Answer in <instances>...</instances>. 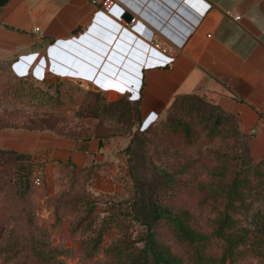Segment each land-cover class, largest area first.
Here are the masks:
<instances>
[{"label":"crops","instance_id":"crops-1","mask_svg":"<svg viewBox=\"0 0 264 264\" xmlns=\"http://www.w3.org/2000/svg\"><path fill=\"white\" fill-rule=\"evenodd\" d=\"M100 1L0 0V63L19 77L52 75L125 94L142 104L144 123L176 96L204 95L237 118L258 159L264 154V0H115L113 12L98 10ZM127 144L0 129V149L18 154L17 169L49 187L55 163L70 161L93 169L97 194L123 190Z\"/></svg>","mask_w":264,"mask_h":264},{"label":"rangeland","instance_id":"rangeland-1","mask_svg":"<svg viewBox=\"0 0 264 264\" xmlns=\"http://www.w3.org/2000/svg\"><path fill=\"white\" fill-rule=\"evenodd\" d=\"M29 79L43 94L34 87L16 83L8 66L0 63V127H53L76 136L100 133L106 137H123L131 147L133 173L121 192L97 194L91 189L89 176L71 172L54 177L49 187L41 183L26 185L28 171L0 158V247L12 235H22L15 246L23 248L7 259L0 255V264H54L55 261L106 264L110 246L142 236L145 226L134 216H149L150 201L185 209L195 226L208 230L216 207L212 197L200 191L199 182L207 181L210 170L219 164L228 166L227 177L231 170L239 168V154L245 149V140L232 126L225 125L219 134L209 135L194 113L183 112L182 108L191 107L192 102L183 101L181 96L165 104L158 115L151 114L143 126L140 111L138 116L139 101L105 106V102H114L121 96L128 100L125 94L116 97L112 92L52 75L45 77L52 86ZM182 119L191 126L189 138L180 131L161 127ZM149 125L151 129L144 131ZM249 140L250 153L256 162L257 152L252 151ZM166 173L173 179L165 177ZM263 194L259 188L246 191L244 202L233 212L239 228L256 230L257 223L259 231L264 232ZM138 197L140 202L136 200ZM155 231L173 250L183 251V245L175 241L163 219L157 222ZM99 239L100 244L95 248ZM34 247L42 250V254L33 250ZM48 250L51 255H47ZM42 255L49 256V263L41 259ZM235 264H264V257L246 254Z\"/></svg>","mask_w":264,"mask_h":264},{"label":"trees","instance_id":"trees-1","mask_svg":"<svg viewBox=\"0 0 264 264\" xmlns=\"http://www.w3.org/2000/svg\"><path fill=\"white\" fill-rule=\"evenodd\" d=\"M8 69L10 70L9 67ZM12 75L16 83H24L27 85L26 87H30L31 89L34 87L29 82L30 77H19L13 73ZM42 82L47 83L48 86H52V83L46 79L42 80ZM36 89L39 90L40 93L43 91L40 90V88ZM21 90H23V88H21ZM113 95L117 97V94ZM99 97L101 101L105 102V98L101 94H99ZM179 97L183 101L189 100L192 102L191 107L182 108L183 112H186V114L194 113L195 117L204 123L209 135H217L225 125H230L237 135L244 138L245 149L242 154H239L241 155L239 168L231 170L230 175L227 177L225 172L228 171V166L219 164L210 170V176L207 181L199 182L200 191L205 193V195L211 196L216 207L214 210L216 214L214 218H212L208 230L195 226L187 210L181 208L173 209L159 204L158 202L150 201L147 204L150 207L149 216H142L139 214L134 216L137 221L145 226V231L142 236L140 238H128L121 243L110 246L107 249L109 260L106 264H183L184 262L186 264H225L227 261L231 264H235L246 254H253L258 258L264 257V232L259 231L260 227L257 223L254 225V229L256 230L239 228L233 217V212L244 202L246 191L256 188L264 191V154L256 162L253 161L248 143V135L241 131L237 118L225 112L218 104L208 100L204 95L195 93L182 94L179 95ZM124 101L130 100H126L125 96H121L114 102H105V106L114 107ZM137 107L138 116H140L139 103H137ZM138 119L140 120V117H138ZM6 127L38 131L50 130L56 134L74 139L80 137L61 133L53 129V127L1 126L0 129ZM161 127L164 130L167 128L172 131H180L185 138L191 136V126L185 119L179 120L175 124H163ZM149 129H151L150 125L147 126L144 131L147 132ZM94 135L99 139V145L103 143V140L111 138L100 133ZM130 149L131 147L128 143L124 148V152L127 155L128 173L129 176H132L133 171L130 166ZM0 158L11 160L10 163L14 166L18 159V154L12 150L0 149ZM14 170L19 172L17 169ZM54 170L55 177L67 172L85 174L87 177L89 176L90 179L93 177L92 168H87V170H76L74 164L70 161L56 162ZM20 174L25 175L24 172ZM165 177L171 178V180L173 179V177L167 173ZM33 180V173L28 172L25 176L26 185L32 184L35 186ZM136 200L140 202L141 197L136 198ZM162 219L167 223L175 241L183 245L182 252H176L172 249L171 245L160 240L157 236L155 225ZM19 236L21 237L22 235ZM18 237L12 235V237L7 239L8 242L0 247V255H3V259L10 258L23 249L22 247L18 248L15 246ZM4 240L5 239H3L2 242H5ZM100 241V239L95 241V248L100 244ZM137 243L141 244L137 245ZM33 250L37 251L36 247H34ZM37 252L39 255L42 254V250ZM47 255H51L49 250ZM41 259H43L45 263H49V256L42 255ZM54 264L64 263L55 261Z\"/></svg>","mask_w":264,"mask_h":264},{"label":"built area","instance_id":"built-area-1","mask_svg":"<svg viewBox=\"0 0 264 264\" xmlns=\"http://www.w3.org/2000/svg\"><path fill=\"white\" fill-rule=\"evenodd\" d=\"M94 3H96V0H93ZM115 5V0H101L99 2L98 10L104 11V12H111ZM226 14L228 16H231L234 20H238L240 18L239 15H234L231 11H227ZM37 30V28H36ZM154 46L159 48L162 52L166 53V48L162 47L158 41L153 42ZM33 183L37 186L41 183V177L39 175L34 176Z\"/></svg>","mask_w":264,"mask_h":264},{"label":"water","instance_id":"water-1","mask_svg":"<svg viewBox=\"0 0 264 264\" xmlns=\"http://www.w3.org/2000/svg\"><path fill=\"white\" fill-rule=\"evenodd\" d=\"M111 12H113V9L111 10ZM122 18H124L127 22H130L133 19V17L127 12H124L122 14ZM140 112H141L142 125L144 126V118H145V116H144V109L142 107V104H141V107H140ZM145 127H147V126H145Z\"/></svg>","mask_w":264,"mask_h":264},{"label":"bare ground","instance_id":"bare-ground-1","mask_svg":"<svg viewBox=\"0 0 264 264\" xmlns=\"http://www.w3.org/2000/svg\"><path fill=\"white\" fill-rule=\"evenodd\" d=\"M144 125H146V123H144Z\"/></svg>","mask_w":264,"mask_h":264},{"label":"snow or ice","instance_id":"snow-or-ice-1","mask_svg":"<svg viewBox=\"0 0 264 264\" xmlns=\"http://www.w3.org/2000/svg\"><path fill=\"white\" fill-rule=\"evenodd\" d=\"M122 90V89H121Z\"/></svg>","mask_w":264,"mask_h":264}]
</instances>
